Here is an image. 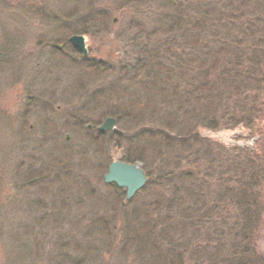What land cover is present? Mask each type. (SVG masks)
<instances>
[{"label": "rangeland", "instance_id": "obj_1", "mask_svg": "<svg viewBox=\"0 0 264 264\" xmlns=\"http://www.w3.org/2000/svg\"><path fill=\"white\" fill-rule=\"evenodd\" d=\"M199 3L201 0L195 5ZM89 8L94 14L104 11V20L93 23ZM175 10L170 0H0V264H177L169 254L177 244L188 247L181 253L183 264L208 263L210 254L203 237L186 235L191 241L188 245L179 236L168 235L169 226L157 224L158 202L166 193L170 198L173 189H164L166 176L159 177L164 160L170 154L189 156L202 146L193 145L192 140L186 149L175 143L168 152L161 147L160 138H155L157 148L164 151L148 152V147L146 173L152 177L129 200L126 189L105 181L110 165L122 161L126 151L98 137L100 126L110 117L104 110L110 107L119 106L143 120L139 126H131L129 120L118 123L109 132L122 133L128 144L137 142L134 132L152 124L163 130L164 121L178 123L182 105L147 94L141 79L146 81L149 76L139 77L135 72L138 66L149 67L140 65L137 54L147 46L142 38L148 37L163 60L167 51L179 53L177 46L188 36L184 37V31L167 35L173 33L172 27L161 22L164 18L172 21ZM136 18L145 22L146 36H141L142 28L136 30V23L132 28L130 20ZM213 18L216 15L207 20ZM81 22L91 28L85 35L87 54L71 42L83 35L77 31ZM72 47L82 55L75 54ZM153 53L147 59L150 66ZM111 83L115 88L123 84L129 95L124 100L110 94L98 98ZM134 87L142 93L136 94L140 101L136 106L131 104ZM94 93L95 99L91 97ZM145 95L150 105L144 101ZM262 95H256L259 102L264 100ZM260 123L264 126V120ZM248 127L202 132L228 150L248 151L256 142L255 130ZM186 131L192 132L189 127ZM261 170L264 175V168ZM31 174L40 178L30 181ZM215 190L214 200L220 195ZM256 192L258 209L264 213V192ZM253 242L256 254L264 257V224L257 228Z\"/></svg>", "mask_w": 264, "mask_h": 264}, {"label": "trees", "instance_id": "obj_2", "mask_svg": "<svg viewBox=\"0 0 264 264\" xmlns=\"http://www.w3.org/2000/svg\"><path fill=\"white\" fill-rule=\"evenodd\" d=\"M197 1L170 0L171 6L176 7V16L172 21L170 18L161 21L167 28L172 27L173 33L167 35L178 36L184 31V37L188 36L185 38L186 42L177 46L179 53H172L170 50L167 51L165 60L159 58L156 46L147 40L148 37L142 38L147 46L137 50L139 60L142 61L140 65L144 63L149 66L146 69L141 65L135 69L139 77L144 74L149 76L146 81L141 79V87L151 96L156 94L173 105H182L178 123L173 125L167 120L164 121L166 127L163 130L156 129L153 124L149 129L146 127L140 131L135 130L134 141L137 142L131 144L117 131L101 133L98 137L99 140L103 139L102 142H110V146L124 149L126 154L121 160L129 164L140 163L144 165L145 172H148L146 150L149 146L151 150L148 152L156 150V139L160 138V143L163 144L161 147L168 152L171 151L169 147L175 143L186 149V144L193 140V145L202 146L195 151L189 146L187 149L193 152L189 156L170 154L164 160L161 155L160 159L165 164L159 177L166 176L163 180L164 189H173L170 198H167L166 193L158 202L161 207L158 211V226H169L171 233L168 235L179 236L188 245H191V241L185 238L186 235L203 237L210 254L207 255V264H240L250 261V264H264V257L256 254L253 242L257 228L264 224V213L258 209L259 195L256 192H264V175L261 172V168H264V126L260 123L264 120V112L260 113V109H264V100L259 102L256 98L257 94L262 95L264 92V0H214L213 4V0H201V4L195 5ZM211 7L214 9L211 10ZM92 10L87 9V14L93 15ZM248 11L254 13L250 14ZM104 15V11L94 14L93 23L104 20ZM214 15L216 18L207 20ZM81 23L82 28L77 31L89 35L91 28ZM130 23H133L132 28L137 25L136 30L142 28L141 36L147 35L143 28L145 22L136 18L130 20ZM176 23L181 29L175 26ZM137 42L138 39L134 46H137ZM152 50L154 53L150 57V66L147 59ZM73 51L82 55L75 48ZM153 58L156 61H152ZM162 61L165 63H161ZM134 66L136 65L132 67ZM177 71L179 73L174 80L173 75ZM178 77L180 80H177ZM123 84L121 87L118 85L119 88H115L116 85L112 83L107 85V91L99 93L98 98H102L104 94V98H108L110 94L114 99L124 100L129 94ZM136 89L134 87L135 92ZM117 92L124 96H118ZM135 92H130L134 99L131 103L133 106L140 102L136 101V94H142ZM96 95L94 93L91 97L95 99ZM147 97L145 95L143 99L150 105V99L145 100ZM261 98H264V94ZM180 100L182 104L179 103ZM100 103L104 104V101ZM92 106L89 104L90 108ZM119 108L117 106L103 110L105 113L109 111L108 116L114 117L120 124L128 120L131 126L142 123L143 120L136 113L123 112ZM173 114L177 116L176 112ZM228 119L230 125L225 123ZM257 120L259 126L256 124ZM178 124L180 127H176ZM242 125L250 126L255 130L254 135L260 139L253 150H228L223 145L210 141L202 132L232 130ZM188 127L192 130L191 133L186 131ZM166 143L168 144L165 145ZM157 149L159 153L164 151ZM31 175L30 181L40 178ZM147 176L152 177L150 174ZM215 187L220 194L216 200L212 198ZM187 248L177 244L169 254L177 264H183L181 253Z\"/></svg>", "mask_w": 264, "mask_h": 264}, {"label": "water", "instance_id": "obj_3", "mask_svg": "<svg viewBox=\"0 0 264 264\" xmlns=\"http://www.w3.org/2000/svg\"><path fill=\"white\" fill-rule=\"evenodd\" d=\"M71 42L81 48L86 54L87 39L84 36L74 37ZM117 124L113 118H109L99 128L102 132L112 131ZM107 184H115L122 189L127 190V198H133L140 190H142L147 181V175L141 165L127 164L120 161H115L111 164L108 174L105 176Z\"/></svg>", "mask_w": 264, "mask_h": 264}, {"label": "bare ground", "instance_id": "obj_4", "mask_svg": "<svg viewBox=\"0 0 264 264\" xmlns=\"http://www.w3.org/2000/svg\"><path fill=\"white\" fill-rule=\"evenodd\" d=\"M102 124H103V123H102ZM117 124H118V123H117ZM142 190H143V189H142ZM140 191H141V190H140ZM140 191H139V192H140ZM139 192H138V193H139ZM138 193L136 194V196L138 195ZM126 196H127V195H126ZM127 199H128V198H127ZM129 200H130V199H129Z\"/></svg>", "mask_w": 264, "mask_h": 264}]
</instances>
